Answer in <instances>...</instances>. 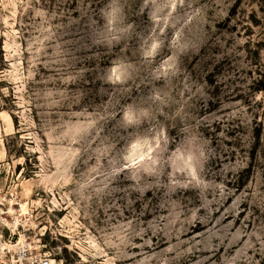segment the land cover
Returning <instances> with one entry per match:
<instances>
[{"label":"rangeland","instance_id":"1","mask_svg":"<svg viewBox=\"0 0 264 264\" xmlns=\"http://www.w3.org/2000/svg\"><path fill=\"white\" fill-rule=\"evenodd\" d=\"M0 210L53 264H264V0H0Z\"/></svg>","mask_w":264,"mask_h":264},{"label":"built area","instance_id":"2","mask_svg":"<svg viewBox=\"0 0 264 264\" xmlns=\"http://www.w3.org/2000/svg\"><path fill=\"white\" fill-rule=\"evenodd\" d=\"M0 228L9 231L8 239L0 234V264H53L49 257L41 253L40 246L21 240L18 220L13 219L9 211L0 210Z\"/></svg>","mask_w":264,"mask_h":264},{"label":"bare ground","instance_id":"3","mask_svg":"<svg viewBox=\"0 0 264 264\" xmlns=\"http://www.w3.org/2000/svg\"><path fill=\"white\" fill-rule=\"evenodd\" d=\"M52 263H54L53 260H52Z\"/></svg>","mask_w":264,"mask_h":264}]
</instances>
